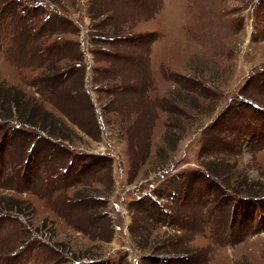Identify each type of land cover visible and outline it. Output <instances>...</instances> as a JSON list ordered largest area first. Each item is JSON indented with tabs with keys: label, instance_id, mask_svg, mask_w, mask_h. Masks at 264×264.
<instances>
[{
	"label": "rangeland",
	"instance_id": "374dc122",
	"mask_svg": "<svg viewBox=\"0 0 264 264\" xmlns=\"http://www.w3.org/2000/svg\"><path fill=\"white\" fill-rule=\"evenodd\" d=\"M261 64L264 0H0V264H264Z\"/></svg>",
	"mask_w": 264,
	"mask_h": 264
},
{
	"label": "trees",
	"instance_id": "16d2710c",
	"mask_svg": "<svg viewBox=\"0 0 264 264\" xmlns=\"http://www.w3.org/2000/svg\"><path fill=\"white\" fill-rule=\"evenodd\" d=\"M0 101H2V97H0ZM11 102H12V106L13 107H15L16 108V110H17V108H19V103H20V100L18 99V97H15L14 95H12L11 96ZM26 112V114H28V115H30V113L29 112H27V111H25ZM27 121H31V120H27ZM28 123V122H27ZM29 123H32L33 124V122H29ZM33 125H37V124H33ZM52 126H53V124H52ZM51 135H53L52 133H51Z\"/></svg>",
	"mask_w": 264,
	"mask_h": 264
},
{
	"label": "crops",
	"instance_id": "0c3cea01",
	"mask_svg": "<svg viewBox=\"0 0 264 264\" xmlns=\"http://www.w3.org/2000/svg\"><path fill=\"white\" fill-rule=\"evenodd\" d=\"M253 7H254V5L252 6V9H253ZM246 12H249V11H246ZM245 11H243L242 13H240L239 15H242V14H244V13H246ZM253 12V14H254V11H252ZM249 28H250V26H249ZM244 32V31H243ZM243 32H238L237 34H240V33H243ZM261 65H263L264 66V64H261ZM246 70L247 69H249V68H245ZM253 69V68H252ZM252 69H251V71H252ZM197 79H201V77L200 76H198V78ZM202 82L206 85V86H208L209 85V88L211 87V85H212V83L210 82V81H208V80H202ZM216 85V84H215ZM205 126V125H204ZM199 129V128H198ZM200 131L202 130V127H200V129H199ZM196 164H198V163H196ZM93 261V260H92Z\"/></svg>",
	"mask_w": 264,
	"mask_h": 264
}]
</instances>
